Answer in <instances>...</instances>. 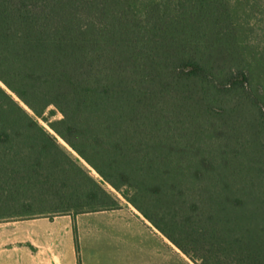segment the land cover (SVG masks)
Masks as SVG:
<instances>
[{
	"label": "trees",
	"instance_id": "trees-1",
	"mask_svg": "<svg viewBox=\"0 0 264 264\" xmlns=\"http://www.w3.org/2000/svg\"><path fill=\"white\" fill-rule=\"evenodd\" d=\"M261 3L0 0V212L34 187L121 207L40 117L195 263L264 264Z\"/></svg>",
	"mask_w": 264,
	"mask_h": 264
},
{
	"label": "crops",
	"instance_id": "crops-1",
	"mask_svg": "<svg viewBox=\"0 0 264 264\" xmlns=\"http://www.w3.org/2000/svg\"><path fill=\"white\" fill-rule=\"evenodd\" d=\"M26 219L0 226V264H79V259L85 264L83 241L89 234L115 242L118 264H172L174 244L129 202L116 209Z\"/></svg>",
	"mask_w": 264,
	"mask_h": 264
},
{
	"label": "rangeland",
	"instance_id": "rangeland-1",
	"mask_svg": "<svg viewBox=\"0 0 264 264\" xmlns=\"http://www.w3.org/2000/svg\"><path fill=\"white\" fill-rule=\"evenodd\" d=\"M261 2V4L264 5V0H261ZM258 9L259 7L256 9V12L253 13L249 18V22L251 23L252 27V29L249 30V41L251 49L250 54L252 68L254 71V81L264 84V68L262 65H260L259 61V57H262V54L264 55V6H262L260 10ZM16 99L19 100L18 97H16ZM20 103L29 112L32 113L31 109L27 105H25L21 101ZM45 115L49 116L48 111L45 112ZM62 116L63 115L60 112H57L49 118L50 120H56L62 118ZM36 119L43 127H45L53 136L57 138L65 153L69 156H72L85 169H88L90 174L97 181H99L105 189H107L110 193H112L120 200L121 204H126L128 202L127 199L124 198L119 191H117L111 184L104 181L103 177L91 165H89L83 158H81L77 154V152H75L59 135H57L50 128L49 124L46 121H44L40 117H36ZM10 193L12 192H9V199ZM15 196L18 197L16 205L12 204V202L9 201V208L0 212L1 215H8L12 217L0 218V226L18 225V223L27 220V216L29 217L37 214L58 215V212L56 211L58 206V198L51 191L41 190L37 187H34L33 189L29 188V190L25 192L21 190V192H19V194H16ZM89 235L90 236H86V239L83 241L86 258L85 264H118L120 257L118 255L119 252L116 249L115 242L106 240V238L101 237V235L97 236L98 234H96L94 238L91 234ZM172 247V264H197L185 254H181L174 245Z\"/></svg>",
	"mask_w": 264,
	"mask_h": 264
}]
</instances>
